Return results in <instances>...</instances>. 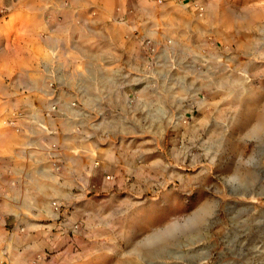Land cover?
<instances>
[{
  "label": "rangeland",
  "instance_id": "374dc122",
  "mask_svg": "<svg viewBox=\"0 0 264 264\" xmlns=\"http://www.w3.org/2000/svg\"><path fill=\"white\" fill-rule=\"evenodd\" d=\"M200 1L203 14L176 1L173 21V3L150 0L147 13H112L89 30L125 39L131 86L119 97L135 117L91 126L110 157L95 159L87 196L54 213L56 242L42 260L264 264V0ZM82 100L74 95L72 119L59 124L71 135L84 127Z\"/></svg>",
  "mask_w": 264,
  "mask_h": 264
},
{
  "label": "crops",
  "instance_id": "0c3cea01",
  "mask_svg": "<svg viewBox=\"0 0 264 264\" xmlns=\"http://www.w3.org/2000/svg\"><path fill=\"white\" fill-rule=\"evenodd\" d=\"M176 1L183 3L167 0L169 20H177ZM149 2L0 0V264H55L36 260L56 242L54 213L83 200V189L98 180L95 159L103 151L110 157L91 126L116 124V115L126 124L135 117L119 97L131 86V61L120 52L125 39L90 38L89 30L107 27L112 13H147ZM111 32L118 36L120 29ZM75 94L86 113L76 136L59 126L72 119L64 109ZM104 109L112 114L108 120ZM50 193L67 200L65 207L47 206Z\"/></svg>",
  "mask_w": 264,
  "mask_h": 264
},
{
  "label": "built area",
  "instance_id": "2783aa9c",
  "mask_svg": "<svg viewBox=\"0 0 264 264\" xmlns=\"http://www.w3.org/2000/svg\"><path fill=\"white\" fill-rule=\"evenodd\" d=\"M191 2L197 7V10L199 11V13L203 14V12L205 11L204 4L200 0H191ZM149 43H150V41H149ZM110 178H111V175H107V179H110ZM52 205H53L54 209L61 210L64 206V203L61 200H53ZM77 227H78V225L75 226V228H77ZM41 257L42 256L38 257V259H36V260L37 261L41 260L42 259Z\"/></svg>",
  "mask_w": 264,
  "mask_h": 264
}]
</instances>
